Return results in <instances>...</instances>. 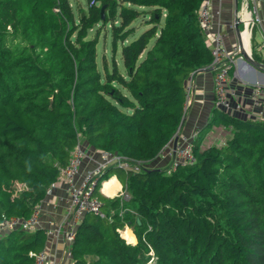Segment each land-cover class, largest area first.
Listing matches in <instances>:
<instances>
[{"label": "trees", "instance_id": "obj_1", "mask_svg": "<svg viewBox=\"0 0 264 264\" xmlns=\"http://www.w3.org/2000/svg\"><path fill=\"white\" fill-rule=\"evenodd\" d=\"M203 2L87 0L75 12L69 0H0V217L27 218L80 142L145 166L99 176L103 215H81L73 264H264L262 121L214 107L224 143L202 147L196 129L194 163L168 173L156 159L181 127L189 79L212 60ZM122 172L129 198L102 194ZM46 240L40 226L3 232L0 264H35Z\"/></svg>", "mask_w": 264, "mask_h": 264}, {"label": "built area", "instance_id": "obj_2", "mask_svg": "<svg viewBox=\"0 0 264 264\" xmlns=\"http://www.w3.org/2000/svg\"><path fill=\"white\" fill-rule=\"evenodd\" d=\"M245 1L246 3L242 5L241 11L237 13V18L240 21L239 23L244 25V32L246 33V36H249L250 31H247L246 28H251L256 24H260V18L258 16L256 6L254 5L253 7H250L248 3L249 0ZM210 6L211 0H204L199 9L198 18L200 26L204 31L206 44L211 49L212 60L209 67H211L214 71V106L228 112L230 109L231 98L237 97L238 95L236 89L228 86V75L233 66L236 64L237 52L240 51V48L239 46H235L232 49L226 48L223 41L224 34L219 30L210 31ZM246 53L251 56L248 51H246ZM241 57L242 54L240 58ZM189 95L190 87L188 84L187 101L185 104L186 109L189 104ZM250 98L256 104L261 103L264 98V81L256 82L251 85ZM236 106L238 107V104ZM256 119L264 123V116L261 115ZM177 134V141L174 143L173 136V138L160 149L156 156V159H158L159 162L165 163L162 164V167H165V170L168 173L175 171L179 166L192 164L196 160L195 155L193 154V141L196 139L198 131L194 129L185 133L178 130ZM99 156L100 158L95 163L94 167L92 169H88L84 173L80 183L76 184L75 178L80 172V168L86 157L85 148L80 142H77L70 153L68 162L60 169L56 181H63L66 185V193L68 197L67 218L72 228L67 231L66 229H63L62 224H59L54 228L45 229V234L46 236H52L56 239L63 237L66 243L64 252L65 260L57 261L51 258L49 253L45 250V248H43L39 252H30V255L34 257L35 264H73L71 243L74 239V228L79 222L81 215L85 212H94L96 214L103 215L101 212V203L97 197L93 195L99 176L108 166L111 165H118L124 169H130L133 171H138L141 167L145 166V162L126 158L108 150L100 151ZM110 178L101 182V187L99 188L100 192H103L102 188L104 183L109 182L111 180ZM117 196L127 199L129 198V193L125 189H121ZM39 223L40 207L38 204L27 218L15 216L7 217L5 215H1L0 234L13 229L31 231L39 227ZM120 231L121 229H119V232Z\"/></svg>", "mask_w": 264, "mask_h": 264}, {"label": "crops", "instance_id": "obj_3", "mask_svg": "<svg viewBox=\"0 0 264 264\" xmlns=\"http://www.w3.org/2000/svg\"><path fill=\"white\" fill-rule=\"evenodd\" d=\"M245 0H211L210 12H211V23L210 31H221L223 41L228 49H232L235 46H239V43L243 46L245 51H248L253 56L252 37L253 30L255 27L258 28L261 34V44L259 48H264V0H249L250 7L254 5L257 8V13L260 18V24H256L251 28H247L249 36H246L243 25L238 24L240 31V38L236 33V19L237 13L241 11L242 5L245 4ZM208 41V38H207ZM260 56V57H259ZM255 57L254 60L264 64V53ZM213 76L214 71L211 67H203L193 74L189 79L190 95L189 104L183 118L180 132L188 133L194 129L198 131L208 125L209 119L212 116V110L214 106V91H213ZM264 81V67L263 66H251L243 57H237L236 64L231 69L228 75V86L236 89L238 95L230 100L229 114L240 116L242 118L256 119L259 116H264V98L260 104H256L250 98L251 85L256 82ZM238 104V107L236 106ZM215 133L211 135V132L206 134V137L201 143L202 147H206L210 138H214V144H222L225 139L231 136L229 128L215 125ZM85 148V147H84ZM89 150V151H87ZM87 152H91L90 156H86L83 164L80 168V172L75 178V183H80L84 173L88 169H92L95 162L99 160V152L96 150H90L85 148ZM156 160L154 161V165ZM115 178L119 186L115 188L114 192L107 194L104 191L101 192L107 197H115L118 192L124 187L123 183L119 180L118 176L114 175L110 179ZM106 183V182H105ZM105 183L104 186L105 187ZM68 197L66 193V185L63 181H56L51 185L46 193L45 198L40 202V223L39 226L48 229L54 228L59 224L63 225V229L69 230L72 228L68 218ZM54 205V207H53ZM129 228L134 236V241H129L124 237V232ZM121 235L127 242L135 243L136 236L132 229L125 225L121 228ZM45 250L49 253L50 257L57 260H65V247L66 243L63 237L56 239L52 236H46Z\"/></svg>", "mask_w": 264, "mask_h": 264}, {"label": "rangeland", "instance_id": "obj_4", "mask_svg": "<svg viewBox=\"0 0 264 264\" xmlns=\"http://www.w3.org/2000/svg\"><path fill=\"white\" fill-rule=\"evenodd\" d=\"M74 11H78V8L82 7L84 9H86L87 7V0H69ZM142 17L140 18H137L136 19V25H139L138 28H137V31H136V35L140 34L147 26L142 24L140 25V21H141ZM103 34H101L100 36V41H99V44H98V53L101 54V53H104L107 57H109L110 55V49H111V46H110V40H111V37H110V32L109 30H106L104 29V31H102ZM261 41H262V38H261V34L258 30L257 27L254 28L253 30V37H252V46H253V55L255 57L258 58L259 55H262V53H264V48H259L260 44H261ZM260 57V56H259ZM187 110V109H186ZM215 125H207L205 127H203L202 129L199 130V139L201 141L204 140V138L206 137V134L211 132V135H213L215 133V129H214ZM210 142H208V144H211V143H214V138H210ZM90 150H94V149H90ZM89 151V150H87ZM90 156L91 155V152H87L86 156ZM86 158V157H85ZM97 162V161H96ZM95 162V163H96ZM159 162H157L156 164H158ZM165 171V167H162ZM119 180L123 183L124 181V178H125V173L122 172L119 176H118ZM107 184V185H106ZM119 184L117 182V185H112V184H109L108 182L105 183V187L102 188V190L104 189L107 194H111L114 192L115 188L118 187ZM127 236H132V232L131 230H129V232L127 231L126 233ZM133 237V236H132ZM148 264H156L153 261H151L150 263Z\"/></svg>", "mask_w": 264, "mask_h": 264}, {"label": "water", "instance_id": "obj_5", "mask_svg": "<svg viewBox=\"0 0 264 264\" xmlns=\"http://www.w3.org/2000/svg\"><path fill=\"white\" fill-rule=\"evenodd\" d=\"M103 11H104V5L101 7V13H102V17H103ZM238 24H239V20L236 19V33L238 35V39L240 38V29L238 27ZM239 48H240V52L242 54V57L251 65V66H263L264 67V64L263 63H260L256 60H254L250 55H248L246 53V51L244 50L243 46L239 43ZM177 137H178V134L176 133L175 136H174V143L177 141ZM159 170V169H157Z\"/></svg>", "mask_w": 264, "mask_h": 264}, {"label": "bare ground", "instance_id": "obj_6", "mask_svg": "<svg viewBox=\"0 0 264 264\" xmlns=\"http://www.w3.org/2000/svg\"><path fill=\"white\" fill-rule=\"evenodd\" d=\"M239 20V19H238ZM240 22V21H239ZM242 24V23H241ZM243 25V24H242ZM243 29H244V25H243ZM246 30H247V28H246ZM241 31V30H240ZM241 56V54H240V51H238L237 52V57H240ZM109 184H112V185H117V181L115 180V178H112L109 182H108ZM107 185V184H106ZM105 191V190H104ZM106 192V191H105ZM129 228H127L126 229V232H124V237H126L129 241H132L133 240V238H132V236L130 237V236H127L126 235V233H127V231L129 232Z\"/></svg>", "mask_w": 264, "mask_h": 264}, {"label": "clouds", "instance_id": "obj_7", "mask_svg": "<svg viewBox=\"0 0 264 264\" xmlns=\"http://www.w3.org/2000/svg\"><path fill=\"white\" fill-rule=\"evenodd\" d=\"M124 238V237H123Z\"/></svg>", "mask_w": 264, "mask_h": 264}]
</instances>
